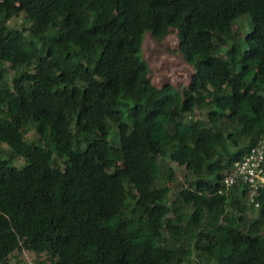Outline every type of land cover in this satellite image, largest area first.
<instances>
[{
  "label": "trees",
  "instance_id": "1",
  "mask_svg": "<svg viewBox=\"0 0 264 264\" xmlns=\"http://www.w3.org/2000/svg\"><path fill=\"white\" fill-rule=\"evenodd\" d=\"M20 12L28 27H9ZM169 28L192 68L181 90L141 57ZM260 139L264 0H0V264L22 248L47 264H264V185L255 207L223 183ZM167 160L191 176L171 202Z\"/></svg>",
  "mask_w": 264,
  "mask_h": 264
},
{
  "label": "rangeland",
  "instance_id": "2",
  "mask_svg": "<svg viewBox=\"0 0 264 264\" xmlns=\"http://www.w3.org/2000/svg\"><path fill=\"white\" fill-rule=\"evenodd\" d=\"M9 27L13 28H26L29 25L25 17L24 12H20L18 15L13 16L7 22ZM252 28V22L248 14H242L235 19L232 26L234 36L240 42L241 48H245V34H247ZM226 46L222 47L221 55H224ZM141 57L147 63L149 68V77L152 84L156 87H161L165 83H170L178 90L187 86L191 76V65L186 63L183 55L179 49V39L177 30L169 28L168 33L161 39H156L149 32H146L143 36ZM196 116L200 118L205 117L203 111H197ZM27 140H34L38 138V135L32 124L27 127L25 135ZM23 162L22 158H17L13 161L15 165H19ZM167 166L172 167V173L166 181L170 186V192L168 195V201L171 202L176 192L180 189V186H187L188 181L191 178L190 173L184 166H178L175 162L166 161ZM255 211L249 208L247 210L248 218H252ZM193 260H197L196 256ZM49 263L46 254H38L36 252L22 248L15 250L8 255L5 262L2 264H47Z\"/></svg>",
  "mask_w": 264,
  "mask_h": 264
},
{
  "label": "built area",
  "instance_id": "3",
  "mask_svg": "<svg viewBox=\"0 0 264 264\" xmlns=\"http://www.w3.org/2000/svg\"><path fill=\"white\" fill-rule=\"evenodd\" d=\"M225 187L243 184L247 192L248 204L258 207L255 199L264 185V139H260L238 161L223 179Z\"/></svg>",
  "mask_w": 264,
  "mask_h": 264
}]
</instances>
